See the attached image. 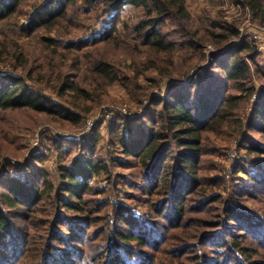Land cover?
Returning a JSON list of instances; mask_svg holds the SVG:
<instances>
[{"label": "trees", "instance_id": "16d2710c", "mask_svg": "<svg viewBox=\"0 0 264 264\" xmlns=\"http://www.w3.org/2000/svg\"><path fill=\"white\" fill-rule=\"evenodd\" d=\"M126 6L135 11L127 20ZM0 31L9 43L0 56L15 66L27 64L15 36L44 33L41 43L77 63L93 57L97 77L116 79L120 61L102 49L132 40L154 54L143 69L175 81L158 94L156 83L143 89L146 106L108 122L106 146L101 122L82 137L53 138L54 173L31 163L43 165V152L23 163L1 157L0 264H264V89L252 81L264 80V67L254 41L203 52L212 40L194 29L185 0H0ZM179 49L192 52L180 64ZM161 54L171 70L159 67ZM29 79L0 70V113L30 110L72 127L101 103L66 74L53 92L72 109ZM234 140L244 152L227 179L214 160ZM64 147L74 150L67 165Z\"/></svg>", "mask_w": 264, "mask_h": 264}, {"label": "rangeland", "instance_id": "374dc122", "mask_svg": "<svg viewBox=\"0 0 264 264\" xmlns=\"http://www.w3.org/2000/svg\"><path fill=\"white\" fill-rule=\"evenodd\" d=\"M185 1L194 29H196L200 35L207 36L212 40V42H207L203 52H216L220 47L223 48L225 46L235 45L240 40L247 39L249 41H254L258 52L255 60L264 67V48H260L264 45V31H258L260 28L264 29V0H248L252 1L251 6L236 3L235 0ZM134 13L135 11L126 6L122 18L125 20L130 19ZM109 17L110 15L102 16L101 20H106ZM231 28L237 30V35L229 36L228 38L225 37L227 34L231 33ZM2 33L0 31V49L9 44L4 40ZM43 34L44 33H38L30 37L15 36L18 41L16 48L24 54L27 59V64L25 66H15L12 64V57L10 58L8 54H3L0 56V70H9L13 74L19 75L24 79H28L29 75L31 79L26 83L31 87L42 89L44 94L48 95L49 99L55 103L69 105L67 102L61 101L53 92V86L58 85L61 81L60 78L65 77L66 74L71 77L80 88L89 91L92 95V99H100L101 103L93 106L87 112L79 113L80 122L78 125H73L72 127L52 123L42 114L33 113L30 110H14L0 113V160L2 159L1 157L6 155L7 158L13 160V163H23L27 160H31L30 157L32 155L43 152L47 157L43 165L35 160H31V163L37 167L43 166L50 173H54L59 163L57 153L49 150V147H53L54 149L52 143L53 138L69 140L71 138L82 137L85 133H88L92 127L101 122V134L103 136L101 146L102 144L106 146L109 137L108 122L113 120L116 116L117 118L121 117L117 108L126 109L128 115L136 114L147 104L146 99H143L141 103L139 102L140 93L143 89L150 88L156 83L159 88H153L150 94H158L164 92L169 83L175 82L167 77H160L159 70L156 68L143 69V64L148 61V59L152 58L154 54L149 53L146 48L135 46L132 40L119 42L120 44L117 46L114 44V47L106 45L102 49L103 53L117 56L120 61L119 68L123 72L118 70L116 74L118 78L113 79L112 76L97 77L92 72L89 59H93V57H89L87 60L80 59L77 63L74 61L73 54L66 52L62 47L54 50L52 46L41 43L40 38ZM255 34L260 35L258 40L254 39ZM10 48L11 50L14 49L12 47ZM10 48H7V50ZM91 51L93 52V50ZM102 51L99 49V52ZM93 54L96 57H100L97 50H95ZM191 54L192 52L190 50L179 49L175 52L173 58L180 64ZM159 57H162L159 67L168 71L171 70V66H168L169 56L161 54ZM173 73L176 75L178 72L175 71ZM123 74H125L127 78ZM151 79H154V82ZM252 81L256 88L264 89L263 79L253 75ZM67 93L73 97L71 99H74L76 93L71 91ZM255 97L256 96L253 95L247 105L248 107H245L247 115L251 113V104L254 102ZM77 103L85 107L90 101L77 100L76 104ZM111 107H113L114 110ZM70 108L72 109L71 106ZM242 111L244 110L242 109ZM112 112L114 116L111 115V118H108V115ZM88 120L93 121V125L86 128ZM7 132L9 133L8 135H6ZM235 141L236 140L228 144L220 143L218 147H220L222 151H226L225 156L222 154L214 160L218 174L220 176H225L227 179L230 178L232 173V165L230 163L229 166L228 163L230 159L229 151H233L232 153L238 156L237 160L240 159L241 153L244 152V150H239L238 142ZM63 149L69 151L63 162V164L67 165L74 150H70L68 147H64ZM105 149L106 148H103V151ZM262 159L264 160V157H262ZM1 161L3 162V160ZM228 169H230V171L227 172ZM114 171L122 172L120 168H115ZM239 175L240 177H246L243 173ZM98 184L104 186L105 182L99 181ZM246 202L247 205L254 203L249 200ZM255 203L258 202L255 201Z\"/></svg>", "mask_w": 264, "mask_h": 264}, {"label": "built area", "instance_id": "2783aa9c", "mask_svg": "<svg viewBox=\"0 0 264 264\" xmlns=\"http://www.w3.org/2000/svg\"><path fill=\"white\" fill-rule=\"evenodd\" d=\"M258 31H264V29L263 28H260ZM261 33V32H260ZM260 38V35L259 34H255L254 35V39H256V40H258ZM260 48H264V45L263 46H261ZM259 48V49H260ZM113 110H114V108L113 107H111ZM112 109H111V111H112ZM117 111L119 112V115H122V116H125V115H128V112H127V110L126 109H124V108H117ZM111 115H113V112L112 113H110L109 115H108V118H111ZM114 116V115H113ZM93 125V121H90V120H88L87 121V124H86V128H89V127H91ZM87 131V130H86ZM233 151H229V157H230V159H229V166H230V163H231V165H233L235 162H236V160L238 159V156L236 155H234L233 153H232ZM226 167H227V164H226ZM228 171H230V169H228L227 170V172ZM224 172V171H223ZM229 174V173H228Z\"/></svg>", "mask_w": 264, "mask_h": 264}]
</instances>
